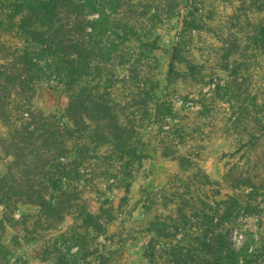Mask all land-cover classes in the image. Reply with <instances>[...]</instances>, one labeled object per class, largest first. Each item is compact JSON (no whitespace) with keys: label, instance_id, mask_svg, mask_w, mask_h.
Instances as JSON below:
<instances>
[{"label":"trees","instance_id":"obj_1","mask_svg":"<svg viewBox=\"0 0 264 264\" xmlns=\"http://www.w3.org/2000/svg\"><path fill=\"white\" fill-rule=\"evenodd\" d=\"M213 1L0 0V124L10 158L0 227L23 232L13 245L0 239V264H125L116 257L125 241L107 254L98 240L113 238L133 209L145 239L136 264H264V234L240 227L241 245L230 239L240 218L264 216V89L252 82L264 72V0H239L226 51L209 64L200 48ZM181 8L164 85L156 31ZM45 93L65 105L46 113L37 106ZM220 102L233 111L212 124ZM160 160L165 183L143 189L127 216L134 184ZM22 207L33 212L16 221ZM24 240L40 243L36 256L18 253Z\"/></svg>","mask_w":264,"mask_h":264},{"label":"rangeland","instance_id":"obj_2","mask_svg":"<svg viewBox=\"0 0 264 264\" xmlns=\"http://www.w3.org/2000/svg\"><path fill=\"white\" fill-rule=\"evenodd\" d=\"M214 5L209 7H216L217 12L214 15V19L210 22V27L202 33V41L201 46H203L200 52L203 53V56L208 60L209 64H217L220 63L221 57L225 53V48L228 46V43L225 39H227L228 35L233 30V16L237 13L236 7L239 5V0H215L213 1ZM187 13L186 8H181L178 12L177 16L169 21L168 24L162 26L157 29L156 34L160 37V45L161 50L158 52L159 57L162 61V81L165 85L166 83V75H167V65H168V54L167 49L177 41L178 35L181 31V20L183 15ZM4 47L0 41V63L4 59V53L2 49ZM252 82L256 84L257 87L264 89V72H256L252 77ZM52 94L45 93L43 97H41L37 101V106L44 110L46 113H53L56 110V107L64 106L65 99L64 97L59 98L57 101L55 100V96H51ZM57 97V96H56ZM189 104V103H188ZM177 106L181 105V102H177ZM196 109L197 106H194ZM233 111L231 105L220 102L217 107V111L215 112L214 118L211 120L212 124L220 125L224 120L225 115H229ZM192 116H195L192 114ZM220 123V124H219ZM207 131L206 128H204ZM221 139L217 140L214 147H209L211 153L219 154V148L221 147ZM7 136L6 129L0 124V158L2 159L0 163V174L6 171V164L10 160V158L5 157V147L7 144ZM218 152V153H217ZM206 166L214 169L211 161L206 163ZM167 169V163L164 161H159L155 165H147L144 173L139 177L137 182L134 184L133 192L130 196V205L126 207V213L131 211V206L136 205L139 206V202L141 201V191L145 188L157 189L160 188L165 183V170ZM262 206H264V198L260 199ZM4 212L5 209L0 207V221L4 220ZM33 212L32 208L22 207L19 210H16L13 217L16 221L22 220L24 216H27ZM139 209H133L131 214L128 216L127 220L121 224H117L116 227L112 228L113 238L101 237L98 240L99 249L105 251L107 254L110 251L117 250L121 247V242H126L125 252L119 249L120 254H116V257L119 258V261L125 264H136L141 261V254L143 252L142 242L145 239H142V234L140 231L139 221ZM6 227H0V239L3 243L13 245L14 237L17 233L22 234L23 232H18L16 228H12L8 225L7 221H5ZM72 224V220L68 219L65 222L61 223L58 228L52 230L48 233L47 238L54 239L58 238L61 234L65 232V230ZM238 224V225H237ZM236 226L233 227V231L230 234V239H232L236 244L240 245V239H245V232L241 230L240 227L244 229H250L256 236L257 239H260V234H264V216H245L238 220ZM111 232V233H112ZM136 235V236H134ZM138 236V237H137ZM115 237V238H114ZM140 239V240H139ZM140 241L139 247L135 246L137 241ZM40 243L35 242H26L25 240L22 242V245L18 249V253L23 255H27L29 258L33 255H37L35 251L38 248ZM133 245V246H131ZM138 245V244H137ZM69 245L65 244L64 241H58V247L65 253L66 249ZM135 247V248H134ZM120 255V257H119ZM118 260V259H117ZM34 264H55L53 261L44 262L42 260H37Z\"/></svg>","mask_w":264,"mask_h":264},{"label":"built area","instance_id":"obj_3","mask_svg":"<svg viewBox=\"0 0 264 264\" xmlns=\"http://www.w3.org/2000/svg\"><path fill=\"white\" fill-rule=\"evenodd\" d=\"M240 240H241V241H240V245H241L243 239L241 238ZM237 245H238V244H237Z\"/></svg>","mask_w":264,"mask_h":264}]
</instances>
